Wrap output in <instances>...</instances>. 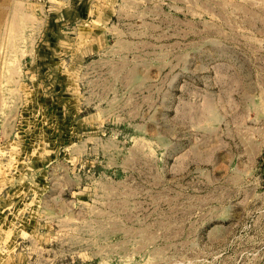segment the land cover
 Segmentation results:
<instances>
[{
    "label": "rangeland",
    "instance_id": "374dc122",
    "mask_svg": "<svg viewBox=\"0 0 264 264\" xmlns=\"http://www.w3.org/2000/svg\"><path fill=\"white\" fill-rule=\"evenodd\" d=\"M251 136L264 0H0V264H264Z\"/></svg>",
    "mask_w": 264,
    "mask_h": 264
},
{
    "label": "crops",
    "instance_id": "0c3cea01",
    "mask_svg": "<svg viewBox=\"0 0 264 264\" xmlns=\"http://www.w3.org/2000/svg\"><path fill=\"white\" fill-rule=\"evenodd\" d=\"M236 97V96H235ZM250 139V143H251V145L253 146V145H255V147H256V145H258L260 142H263L264 141V136L263 137H261V139L260 138H258V137H253V136H251V137H248V138H246V140L248 141ZM251 147V146H250ZM235 164L236 165H238V157H236V159H235Z\"/></svg>",
    "mask_w": 264,
    "mask_h": 264
}]
</instances>
